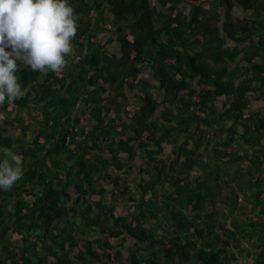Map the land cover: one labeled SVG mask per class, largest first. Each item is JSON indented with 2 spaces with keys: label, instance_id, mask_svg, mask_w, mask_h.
Returning a JSON list of instances; mask_svg holds the SVG:
<instances>
[{
  "label": "trees",
  "instance_id": "1",
  "mask_svg": "<svg viewBox=\"0 0 264 264\" xmlns=\"http://www.w3.org/2000/svg\"><path fill=\"white\" fill-rule=\"evenodd\" d=\"M68 2L67 66L18 61L29 90L0 106V162L23 158L0 189V264H264V0ZM231 162L247 167L234 178L251 206L222 198Z\"/></svg>",
  "mask_w": 264,
  "mask_h": 264
},
{
  "label": "clouds",
  "instance_id": "2",
  "mask_svg": "<svg viewBox=\"0 0 264 264\" xmlns=\"http://www.w3.org/2000/svg\"><path fill=\"white\" fill-rule=\"evenodd\" d=\"M77 20L68 0H0V106L23 98L18 61L45 76L60 73L72 54ZM10 48L11 51H6ZM6 117L0 114V122ZM0 189L9 191L23 176V158L5 150Z\"/></svg>",
  "mask_w": 264,
  "mask_h": 264
},
{
  "label": "rangeland",
  "instance_id": "3",
  "mask_svg": "<svg viewBox=\"0 0 264 264\" xmlns=\"http://www.w3.org/2000/svg\"><path fill=\"white\" fill-rule=\"evenodd\" d=\"M108 13V21H111V19L113 18L112 16V13H111V10L109 9L107 11ZM235 14L239 17H245V16H250L251 15V11H247L245 9H243L241 6H238L235 8ZM110 37V33L109 32H102L101 33V39L103 42H107V46L113 50V51H119L120 49V45L118 42H110L108 41ZM74 54V48L72 49V54L67 56L66 57V60H68V58L70 56H72ZM135 91H132L129 89V96L130 97H133L135 95ZM253 96H255V93H253ZM220 105H222V102H218ZM253 104H254V107L257 108V109H264V99H261V98H255L254 101H253ZM19 116L23 117L24 119H28L29 118V113L27 112L26 109L24 110H21ZM17 121V120H16ZM18 123V122H17ZM16 123V124H17ZM10 130L11 127H10ZM172 149V146L171 144H165V147H164V153L166 152H170ZM134 167H133V170H132V173L129 175V178L131 181H134V180H137V181H140L141 180V177H142V174L140 173V166L144 165L145 164V161L144 159L140 156V155H137V157L134 159ZM242 163H238V162H231L228 164V173L226 172L225 174V179L224 180H228L230 182H232L231 184L229 183V185H226V182H223V195H222V198L224 200H227L230 202L233 200V199H237L238 202H239V205H245V206H251V203L247 202L246 199H245V195H246V192H244L243 190H241L238 185H236V181L237 179H235L234 175L236 173V171H239L240 175L243 177L244 175V178L249 181V174H247V170H246V165L244 164V166L242 167ZM244 169V170H243ZM243 173V174H242ZM193 174L194 175H197L199 174V171L198 170H194L193 171ZM108 188H111L110 186ZM121 193H119L120 195ZM113 195L110 193L107 195V198L106 199H111ZM119 197V196H118ZM95 199H98L100 198V195H95L94 196ZM131 211V207L130 205L127 203H122V201L120 203H118L116 205V214L118 215H127L129 212ZM245 219V218H243ZM161 231V229H160ZM94 236H98L97 234H95ZM121 241L120 238H117L115 240V244H119ZM254 240H248V239H244L243 240V243L246 245V246H249L250 248H255L257 246V243H253ZM133 240L131 238H127L126 241L124 242V252L125 254H129V247L131 245H133ZM246 257L247 258L244 262V264H247V263H250L252 261V256L248 255V252L245 253Z\"/></svg>",
  "mask_w": 264,
  "mask_h": 264
}]
</instances>
